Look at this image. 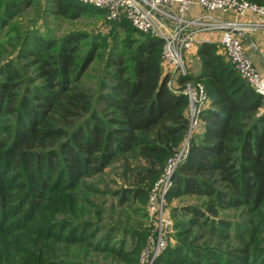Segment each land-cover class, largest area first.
Returning <instances> with one entry per match:
<instances>
[{"label": "trees", "instance_id": "16d2710c", "mask_svg": "<svg viewBox=\"0 0 264 264\" xmlns=\"http://www.w3.org/2000/svg\"><path fill=\"white\" fill-rule=\"evenodd\" d=\"M51 1L62 16L101 10L76 0ZM16 3L30 5L31 0L6 3L1 26L10 9L19 10ZM115 21L132 26L124 17ZM132 28L140 37L130 33L111 51L93 78L97 85L85 81L99 53L93 46L81 55L80 34L62 41L35 39L27 53H19L33 67L29 78L13 61L0 71V115L14 118L11 135L0 141V264H86L80 254L70 253L77 245L122 258L123 244L110 248L105 243L115 232L113 224L103 244L92 242L106 226L99 208L80 198L76 188L118 163L126 176L136 177L130 181L133 188L114 193L118 207L130 201L131 193L143 195L140 183L160 175L189 128L188 99L167 86L162 40ZM12 30L20 38L19 30ZM197 54L203 69L197 77L205 81L209 100L166 196L208 199L205 208L187 204L173 209V215H182L175 222L180 234L179 228H196L199 240L219 234L214 223L218 210L249 207L254 212L264 202V96L236 73L216 44H201ZM126 208L118 214L120 223L123 215L129 219ZM126 227L125 234L139 231ZM249 228L237 234L243 248L224 260L209 243L198 246L179 238L154 264H252L249 247L256 236Z\"/></svg>", "mask_w": 264, "mask_h": 264}, {"label": "rangeland", "instance_id": "374dc122", "mask_svg": "<svg viewBox=\"0 0 264 264\" xmlns=\"http://www.w3.org/2000/svg\"><path fill=\"white\" fill-rule=\"evenodd\" d=\"M10 1L11 0H0V14L4 12L5 6L10 4ZM17 6L19 10L15 11L14 7L10 9V12H12L11 15L4 19L5 24L3 26L0 25V71L7 68L10 62L13 61L21 68L25 78H29L35 73L33 67L29 66L30 64H24L26 59L21 58L19 53H27L28 47L36 40L56 39L62 41L71 34H80L81 55L93 46L97 48V52L99 53V57L96 58V61L91 65L88 72L90 79L85 81L87 84L97 85V80H93V78L98 77V70L105 66V58L111 51L119 49L125 43V39L130 33L140 37V34L135 33L136 31H134L130 24L129 26L122 27V25L116 21L113 22L114 20H109L105 10L83 12L78 16H62L56 13L51 0H31L30 5L16 3L15 8ZM14 28L19 30L20 38L19 35L13 34L12 29ZM24 36V43H20ZM217 47L218 53L223 56L224 60L230 64L238 74L234 64L225 55L221 47L219 45H217ZM193 52L194 49L184 53V61L186 63L185 77L189 78L184 83L179 82L180 77H183L181 74L173 72L163 60L161 61L163 71L168 76L171 87L181 88L188 82L191 84H205L204 80L197 77L203 71L201 67V58L198 56L197 52ZM260 73L264 74L262 72ZM13 121L14 118L11 115H0V141H2L3 138L8 139V136L11 135L9 126ZM196 131H200L199 128H197ZM182 148H189V130L181 143V147L175 154L179 153ZM165 162L167 163L168 160ZM161 173L158 177H155L156 179L154 178L150 182L147 179L140 183V186L144 187L143 190L145 193L137 197L131 193L130 201L122 204L120 207H118V195L114 193L121 192L125 188H133V183L130 181L136 180V177L126 176L119 164L113 163L109 165L103 173L84 179L81 185L76 188L75 193L78 194L80 198L92 201V203L99 208L102 219L101 224L103 227L106 226L105 229L99 231L97 237L92 242L103 244L104 236L106 232H109V228L113 224V226H115V232L105 243H108L110 248H117L123 244L125 251L122 258H118L115 254L106 251L95 252L92 247H90V249H82V247L77 245L70 250L71 255L80 254V256L84 258L86 264H137V259L138 264H140L139 260L141 253L147 247L150 241L149 238L151 236H156L157 221L155 214L150 211L149 196L153 189V185L160 178ZM207 200L205 196L196 195L164 197L163 215L169 218L172 223L170 230L167 232L168 241L166 248L171 244L175 246L179 238L182 240H190L198 246L207 245L205 244L206 242L209 243L207 247H211L218 251L220 260H224L228 258L232 252L240 250L238 248H243V243L237 240V234L242 230L243 226L249 225V232L253 230L256 236V241H253L249 247V260L253 263L264 264V202L260 204L254 212L250 211L249 207L218 210V215L214 223L219 230L217 232L219 234H205L204 239L197 240V237H195V234H199L197 233V229H188V227L186 229L179 228L180 230L183 229V233L180 234L175 227V222L180 220L182 215L178 211L173 215V209H180L187 204L205 208L204 203L207 202ZM126 206L129 207L125 209L129 214V219L126 218V215H123V222L120 223V221H118V214ZM111 207H113V209ZM220 220H223V222H216ZM126 226L136 228L139 230L136 231V233L141 232L140 235L131 232L125 234V230H127ZM92 228L93 227H90L89 230L91 231ZM228 253H230V255ZM58 254H60V252ZM171 262L172 261H168L166 263L162 261L159 264H171ZM177 264L187 263L180 260Z\"/></svg>", "mask_w": 264, "mask_h": 264}, {"label": "built area", "instance_id": "2783aa9c", "mask_svg": "<svg viewBox=\"0 0 264 264\" xmlns=\"http://www.w3.org/2000/svg\"><path fill=\"white\" fill-rule=\"evenodd\" d=\"M105 10L109 20L126 18L139 32L162 40V60L175 73L186 75L184 53L193 50L202 33L218 32L219 46L234 64L238 74L257 92L264 96V74H261L245 52L240 33L264 30V0L254 3L248 0H76ZM198 5L204 12L188 16L191 6ZM237 15L252 13L253 21L225 20L212 12ZM168 87L176 94L184 95L189 102V138L201 126V111L207 104L208 93L204 85L186 83L181 88ZM188 154V148L168 159L160 178L153 185L149 196L150 211L157 221L155 237L151 236L141 253L140 264H154L166 248L167 232L172 223L163 215L164 197L172 187L173 174Z\"/></svg>", "mask_w": 264, "mask_h": 264}, {"label": "crops", "instance_id": "0c3cea01", "mask_svg": "<svg viewBox=\"0 0 264 264\" xmlns=\"http://www.w3.org/2000/svg\"><path fill=\"white\" fill-rule=\"evenodd\" d=\"M204 10L198 5H193L188 10V16L193 17ZM213 16L225 20H237V21H253L255 15L252 13H247L245 15H237L233 12L222 13V12H212ZM240 38L242 40L244 49L248 57L251 59L254 66L259 72L264 73V30H250L241 32ZM220 34L218 32L202 33L199 35V43L194 49L193 53L197 52L198 47L203 43H213L219 45Z\"/></svg>", "mask_w": 264, "mask_h": 264}]
</instances>
